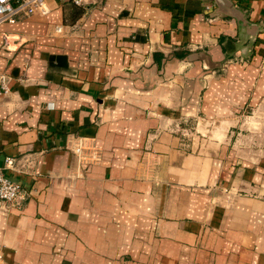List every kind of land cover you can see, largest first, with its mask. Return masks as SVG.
I'll return each instance as SVG.
<instances>
[{
    "label": "crops",
    "instance_id": "crops-1",
    "mask_svg": "<svg viewBox=\"0 0 264 264\" xmlns=\"http://www.w3.org/2000/svg\"><path fill=\"white\" fill-rule=\"evenodd\" d=\"M45 5L0 25L6 264H264V0Z\"/></svg>",
    "mask_w": 264,
    "mask_h": 264
},
{
    "label": "built area",
    "instance_id": "built-area-1",
    "mask_svg": "<svg viewBox=\"0 0 264 264\" xmlns=\"http://www.w3.org/2000/svg\"><path fill=\"white\" fill-rule=\"evenodd\" d=\"M76 4H81L83 0H73ZM46 0H0V25L4 22H15L20 16H29L36 12L47 13ZM10 76L0 73V94L9 92ZM75 152L79 160L85 159L84 145L78 143ZM17 160L8 156L0 165V209L8 211L11 208L22 210L24 203L29 196L19 183L10 179L6 172L17 170ZM0 264H6L0 247Z\"/></svg>",
    "mask_w": 264,
    "mask_h": 264
},
{
    "label": "rangeland",
    "instance_id": "rangeland-1",
    "mask_svg": "<svg viewBox=\"0 0 264 264\" xmlns=\"http://www.w3.org/2000/svg\"><path fill=\"white\" fill-rule=\"evenodd\" d=\"M247 115H254L255 113L254 112H252V110L251 109H249V110H246V112H245ZM188 136H190L189 135V133L187 134V136L186 137H188ZM80 161H83V160H80Z\"/></svg>",
    "mask_w": 264,
    "mask_h": 264
}]
</instances>
